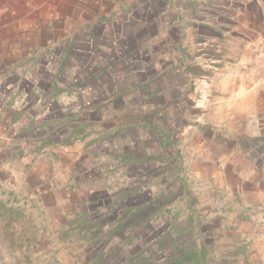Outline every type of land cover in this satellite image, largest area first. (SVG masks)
<instances>
[{
  "label": "rangeland",
  "instance_id": "1",
  "mask_svg": "<svg viewBox=\"0 0 264 264\" xmlns=\"http://www.w3.org/2000/svg\"><path fill=\"white\" fill-rule=\"evenodd\" d=\"M41 1H32L36 10L26 16L42 23L15 29L16 42H5L8 35L0 40V74L12 71L0 75L12 89L3 96L15 91L17 98L9 113L37 121L17 144L24 154L6 157L0 173V204L22 211L8 225L0 206V264H95L102 250L115 248L116 259L106 255L104 264H119L146 244L156 249L164 232L170 239L180 234V245L201 264L203 258L264 264V208L244 211L231 191L214 188L195 166L202 162L197 142L204 125L192 118L199 111L190 91L199 68L196 44L187 53L189 86L180 72L168 80L171 95L149 100L165 81L162 69L179 66L178 50L188 49L176 40L180 31L169 36L162 25L164 5ZM82 214L102 221L101 231L82 227ZM115 228L123 234L110 238L106 232Z\"/></svg>",
  "mask_w": 264,
  "mask_h": 264
},
{
  "label": "crops",
  "instance_id": "2",
  "mask_svg": "<svg viewBox=\"0 0 264 264\" xmlns=\"http://www.w3.org/2000/svg\"><path fill=\"white\" fill-rule=\"evenodd\" d=\"M32 1L0 0V40L8 35L5 42H16L15 29L28 27V22L34 26L42 23L26 16L35 6ZM155 1L164 5L159 19L163 17L169 36L175 29L180 31L181 36L175 32L176 40L188 49L178 50L182 52L179 66L162 69L160 76L167 78L156 83L149 100L156 103L161 92L171 95L175 89L168 80L180 72L185 88L189 86L193 68L186 62L187 53L196 44L199 68L190 91L199 111L192 118L204 119L197 142L202 156V162L195 165L198 175L212 181L214 188L231 191L244 204V211H254L258 205L264 208V0H181L179 5L175 0ZM44 8L42 4L40 10ZM12 54L5 52L9 59ZM10 72L6 69L0 75ZM4 90L12 89L0 82V173L6 157L24 154L17 147L19 139L37 129V121L28 124L9 113L17 98L15 91L3 96ZM0 179L5 182L1 174ZM81 216L85 224L90 223L87 214ZM235 226L243 228L242 223ZM202 264L208 260L203 258Z\"/></svg>",
  "mask_w": 264,
  "mask_h": 264
},
{
  "label": "trees",
  "instance_id": "3",
  "mask_svg": "<svg viewBox=\"0 0 264 264\" xmlns=\"http://www.w3.org/2000/svg\"><path fill=\"white\" fill-rule=\"evenodd\" d=\"M173 162H175V160H173ZM149 173L150 172L147 171L144 173V175H148ZM125 196H129V195H125ZM0 206H3V209L5 210V213H2V217L4 216L6 218V216L9 215V218L7 220L8 225H11L21 215L22 211L19 208H15V207L7 208L5 204H0ZM81 220L83 221V218ZM101 222L102 221H96V222L92 221L91 223H89V225L94 226L96 228V231L93 233V235H96L98 232L101 231L99 227V224ZM87 225L88 224H85L82 227H86ZM126 229L127 228L125 227L122 230L125 231ZM123 231H120L115 228L106 233L107 235L108 234L110 235V238H112L115 235L123 234ZM87 232L89 234V231ZM169 237L170 235L167 234V232H164V234H162L161 237L157 238L156 249H153L152 244H146L145 248H143L142 251L138 252L137 254L131 256L128 259H123V260L119 259L118 263L119 264H201L199 256L194 254L191 250L186 249L187 245L185 244L180 245L181 243L180 234H178L177 237L172 239H170ZM168 239H170L171 242H168ZM98 241L99 239L95 238L94 244H97ZM119 251L120 249L118 248L112 249L109 253H105V251L102 250L98 254L97 258L94 260V263L104 264L106 262V255L110 257L109 261H114Z\"/></svg>",
  "mask_w": 264,
  "mask_h": 264
}]
</instances>
